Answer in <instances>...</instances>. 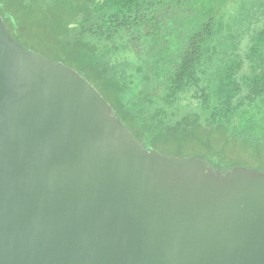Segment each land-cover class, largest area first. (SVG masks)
<instances>
[{
  "label": "water",
  "instance_id": "water-1",
  "mask_svg": "<svg viewBox=\"0 0 264 264\" xmlns=\"http://www.w3.org/2000/svg\"><path fill=\"white\" fill-rule=\"evenodd\" d=\"M0 264H264V172L145 148L0 14Z\"/></svg>",
  "mask_w": 264,
  "mask_h": 264
},
{
  "label": "trees",
  "instance_id": "trees-1",
  "mask_svg": "<svg viewBox=\"0 0 264 264\" xmlns=\"http://www.w3.org/2000/svg\"><path fill=\"white\" fill-rule=\"evenodd\" d=\"M258 13L264 0H0L11 37L77 70L145 148L221 173L237 166L227 149L264 172Z\"/></svg>",
  "mask_w": 264,
  "mask_h": 264
},
{
  "label": "rangeland",
  "instance_id": "rangeland-1",
  "mask_svg": "<svg viewBox=\"0 0 264 264\" xmlns=\"http://www.w3.org/2000/svg\"><path fill=\"white\" fill-rule=\"evenodd\" d=\"M264 13H258L256 18H253L251 23H249V25L247 23H245L243 26L247 27L248 26H257L260 25L262 22H264ZM248 43V39H247V35L246 33H242L241 35V42L239 43V48L241 51H244L245 46ZM184 101V100H183ZM188 102V100H187ZM185 103V102H184ZM227 155H226V159L227 160H233L234 163L237 166H245L248 168H254V162L256 161V159L248 152H244L241 150H230L227 149ZM264 162V159H263Z\"/></svg>",
  "mask_w": 264,
  "mask_h": 264
}]
</instances>
